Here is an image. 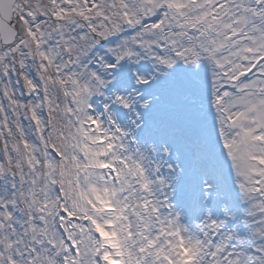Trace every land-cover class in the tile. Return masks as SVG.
Segmentation results:
<instances>
[{
	"label": "snow or ice",
	"instance_id": "snow-or-ice-1",
	"mask_svg": "<svg viewBox=\"0 0 264 264\" xmlns=\"http://www.w3.org/2000/svg\"><path fill=\"white\" fill-rule=\"evenodd\" d=\"M0 264H264V0H0Z\"/></svg>",
	"mask_w": 264,
	"mask_h": 264
}]
</instances>
